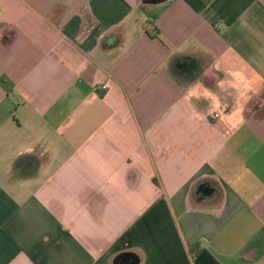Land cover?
Segmentation results:
<instances>
[{"label":"crops","instance_id":"1","mask_svg":"<svg viewBox=\"0 0 264 264\" xmlns=\"http://www.w3.org/2000/svg\"><path fill=\"white\" fill-rule=\"evenodd\" d=\"M124 252L264 264V0H0V264Z\"/></svg>","mask_w":264,"mask_h":264},{"label":"water","instance_id":"2","mask_svg":"<svg viewBox=\"0 0 264 264\" xmlns=\"http://www.w3.org/2000/svg\"><path fill=\"white\" fill-rule=\"evenodd\" d=\"M156 1H160V0H156ZM213 193H214V190L210 187H206L203 190V194L205 197L206 196H212ZM122 263L140 264V260L136 254L131 253V252H124V253H121V254L115 256V258L112 261V264H122Z\"/></svg>","mask_w":264,"mask_h":264},{"label":"trees","instance_id":"3","mask_svg":"<svg viewBox=\"0 0 264 264\" xmlns=\"http://www.w3.org/2000/svg\"><path fill=\"white\" fill-rule=\"evenodd\" d=\"M143 3L150 4V3H156V0H141Z\"/></svg>","mask_w":264,"mask_h":264},{"label":"built area","instance_id":"4","mask_svg":"<svg viewBox=\"0 0 264 264\" xmlns=\"http://www.w3.org/2000/svg\"><path fill=\"white\" fill-rule=\"evenodd\" d=\"M215 118H218L219 116L218 115H214Z\"/></svg>","mask_w":264,"mask_h":264},{"label":"flooded vegetation","instance_id":"5","mask_svg":"<svg viewBox=\"0 0 264 264\" xmlns=\"http://www.w3.org/2000/svg\"><path fill=\"white\" fill-rule=\"evenodd\" d=\"M122 264H126V263H122Z\"/></svg>","mask_w":264,"mask_h":264}]
</instances>
